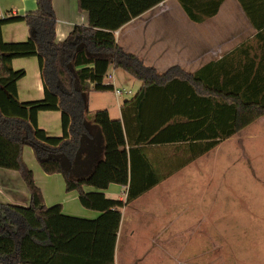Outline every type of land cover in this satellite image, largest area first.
<instances>
[{
  "label": "trees",
  "instance_id": "1",
  "mask_svg": "<svg viewBox=\"0 0 264 264\" xmlns=\"http://www.w3.org/2000/svg\"><path fill=\"white\" fill-rule=\"evenodd\" d=\"M161 1L77 0L88 24L75 25L60 42L51 0L0 17V168L17 171L30 195L27 206L0 202V264H113L120 208L264 116V0H237L253 38L192 73L178 66L159 73L116 43L117 29ZM223 1L177 0L194 22L214 16ZM17 21L26 23L28 38L4 41L1 27ZM30 56L37 57L44 96L20 101L17 81L25 70L13 69L11 60ZM111 67L141 82L122 101L121 118L88 109L91 91L113 89L105 80ZM45 110L61 112V136L38 126L37 114ZM166 143L184 155L178 166L159 171L153 153ZM25 145L44 173H60L65 189L77 191L80 204L99 215L87 219L64 214L61 204L46 206L23 160ZM110 183L127 186L125 200L104 196Z\"/></svg>",
  "mask_w": 264,
  "mask_h": 264
},
{
  "label": "crops",
  "instance_id": "2",
  "mask_svg": "<svg viewBox=\"0 0 264 264\" xmlns=\"http://www.w3.org/2000/svg\"><path fill=\"white\" fill-rule=\"evenodd\" d=\"M51 5L55 15L57 42L63 41L75 25L88 24V13L78 8L77 0H51ZM35 8L36 0H0V17L24 14ZM114 34L116 43L123 51L136 55L157 72L162 73L178 66L192 73L253 38L255 29L237 0H224L218 12L202 22L190 20L177 0H163L132 18ZM1 36L6 42H21L28 38L29 30L23 21L7 23L1 27ZM11 67L25 70V75L17 81L19 100L42 99L43 80L37 57L14 58ZM114 80L112 73L109 82L113 86ZM121 103L117 100L118 108L114 116L107 110L110 117L121 118ZM37 123L49 136L62 135L61 112L58 110L39 111ZM263 130L264 116H261L209 151L178 167L120 208L121 219L113 264H119L122 242L129 244L132 250L133 258L129 264H203L202 260H195L201 252L195 251V257L187 255L193 254L192 247L195 245L200 248L199 251L203 248L204 234L220 232L221 208L233 211L231 215L236 216V202H242L243 209L249 212L253 208L252 201L264 200V175L255 165V155L250 149L264 139L257 137ZM25 147L27 145L23 147L24 162L32 168L33 177H43L45 173L36 161L32 148L28 146L25 150ZM25 153L29 155L27 160L24 158ZM182 155L173 143L160 145L153 153V166L158 167L159 171L174 168L178 166ZM82 167L85 172L89 170L86 165ZM20 179L17 171L0 168V184L3 185L0 187V202L29 205L27 188L20 198L12 191ZM61 183L65 185L63 180ZM250 184L260 189V193L257 191L254 197L250 193ZM83 189L97 190L88 185H84ZM101 191L107 198L125 200L127 186L110 183ZM58 193L56 197L45 194V205L61 204L62 212L70 216L93 219L99 215V212L88 211L80 204L77 191L71 190L63 195ZM207 226L214 227L208 229ZM190 247L189 253H185ZM138 250L142 252L137 255ZM160 250L163 256L153 258ZM184 253L186 255L180 259ZM58 260L63 259L59 257Z\"/></svg>",
  "mask_w": 264,
  "mask_h": 264
},
{
  "label": "rangeland",
  "instance_id": "3",
  "mask_svg": "<svg viewBox=\"0 0 264 264\" xmlns=\"http://www.w3.org/2000/svg\"><path fill=\"white\" fill-rule=\"evenodd\" d=\"M176 6L177 8H180L177 4ZM109 73L114 74V86L116 88L130 90L131 93L122 94L116 99L113 90L101 92L93 91L89 96L88 107L91 111L109 109L111 116H114L116 113L115 111L118 108L117 100L122 102L125 99H130L134 96L140 87V81L130 76L122 69L115 70L111 67ZM105 80L109 82L108 79ZM257 137H264V130ZM259 145L261 146L259 147ZM27 148L28 145L25 147V150ZM250 149L255 155V165L259 166L260 171L264 175V139L251 146ZM260 150L263 151L260 152ZM28 156L29 155L25 153L24 158L27 160ZM261 167H263V169ZM29 168L32 169L31 167ZM47 176H49L48 179H46ZM20 180L21 181H18V185H15L14 190H12L19 198L21 197L20 194H23L26 189V185L22 178ZM34 180L41 188L44 203L45 194L48 197H56L58 192L59 195L68 194L65 185L62 186L61 183V180L64 181L62 175L45 173L43 177H34ZM40 185L46 189L47 193H44V190ZM2 186L3 185L0 184V187ZM249 187L251 190V196L257 191L260 193V189L256 185L250 184ZM17 189L18 191H16ZM2 191H4V188H2ZM236 203V216L231 215L233 211L229 210L228 212L227 210H224L226 208H221L223 210H221L220 214V232L204 234V240L202 242L203 248L199 251L200 248L195 245L192 247L194 248L192 249L194 251L193 254L187 255L188 257H195L194 253L195 251H198L201 253L198 254L199 256L195 257V260H202L203 264H264V200L260 202L252 201L253 208L249 212L248 209H243L244 205L242 202ZM87 210L90 211L89 209ZM240 213L245 214L240 215ZM213 227L214 226H211V228ZM207 228L211 229L208 226ZM122 246L119 264H129L133 258L132 250L129 248V244L122 242ZM189 250H191V247L185 253H189ZM141 252L142 250H138L137 255ZM185 253L180 259L184 258L186 255ZM161 255L163 256L161 250L157 251V253L153 255V258ZM175 260H178V257H175Z\"/></svg>",
  "mask_w": 264,
  "mask_h": 264
},
{
  "label": "built area",
  "instance_id": "4",
  "mask_svg": "<svg viewBox=\"0 0 264 264\" xmlns=\"http://www.w3.org/2000/svg\"><path fill=\"white\" fill-rule=\"evenodd\" d=\"M106 78H107L108 80L112 79V74H111V73H107ZM112 90H113L114 94H115L117 97L121 96L122 94H130V93H131L130 90L119 89V88H116L115 86H113V89H112Z\"/></svg>",
  "mask_w": 264,
  "mask_h": 264
}]
</instances>
